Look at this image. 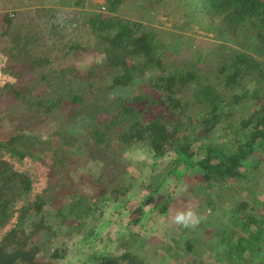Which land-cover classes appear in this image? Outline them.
<instances>
[{
	"label": "trees",
	"instance_id": "trees-1",
	"mask_svg": "<svg viewBox=\"0 0 264 264\" xmlns=\"http://www.w3.org/2000/svg\"><path fill=\"white\" fill-rule=\"evenodd\" d=\"M127 1L93 4L82 22L93 42L69 40L64 46V57L98 55V62L85 67L84 72L69 59L68 65L56 70L40 67L39 55L34 53L26 31L16 36L13 45H6L8 66H15L17 72L0 86V104H25L26 111H12L5 105L0 114L11 120L18 115V127H28L26 116L32 112L45 128L40 132L0 128V229H5L14 207L23 203L15 227L0 235V264H71L69 250L64 245H52L53 241L60 237L70 241L83 233L81 240L70 246L74 255L80 254L81 245L100 233V224L93 225L97 212L102 214L105 207L115 210L118 199L141 175L134 173L118 188H111L112 197H105L104 187L97 195L76 190L71 177L64 186H49L44 195L29 201L30 177L2 160L3 153L18 159L28 157L66 174L82 164L94 165L96 173L88 168L87 178L98 184L105 179L103 172H113L121 165L126 168L119 175L127 177L128 167L137 161L131 163L125 153L141 145L151 150L150 167L154 171L148 175L147 188L151 189L139 196L140 204L129 212L130 222L143 218L145 201L173 178L177 183L193 175L197 181L193 189L205 194L208 206L220 203L225 187H240L253 195L251 203L236 191L228 194L227 205L241 213L242 227L247 222L255 226L259 244L251 250V259L264 264V187L262 174L257 175L264 167V0H175L182 18L177 27L211 35L221 42L220 53L214 57L180 63L172 54L181 36L173 39L166 32L160 33L147 20L125 19L121 14L130 4ZM61 4L81 7L83 1ZM72 13H61L59 23L50 20V29L55 32ZM56 15L52 12L49 17ZM4 20L7 28L12 26L10 17L5 15ZM116 88H126L128 95L111 98L109 94ZM79 119L89 123L83 136L72 128ZM216 130L222 134L213 142L210 137ZM168 156L171 158L165 167L155 170L159 160ZM137 184L143 187L146 182ZM67 197L74 201L64 209ZM250 205L255 208L254 215L251 210L242 211ZM167 209L168 204H163L149 207L146 213L165 214ZM128 233L134 237L129 242L133 247L144 248L145 237L131 230ZM237 236L229 250L240 254L245 248L244 238ZM197 241L188 237L177 248L191 252ZM224 241L228 242L221 237L217 246ZM85 260L95 264H149L145 257L128 249L117 255L93 251ZM221 264L252 263L242 257L236 259L230 250Z\"/></svg>",
	"mask_w": 264,
	"mask_h": 264
},
{
	"label": "rangeland",
	"instance_id": "rangeland-1",
	"mask_svg": "<svg viewBox=\"0 0 264 264\" xmlns=\"http://www.w3.org/2000/svg\"><path fill=\"white\" fill-rule=\"evenodd\" d=\"M63 1L66 2V0H0V68H3V66L5 67L8 79L16 75L17 68L15 66H8L10 60L8 59L9 54L6 45H13V42H16V36L21 35L23 31H26V35L32 38L31 45L34 53L39 55V65L42 68L56 70L62 66L68 65L66 61L69 59L70 61L73 60L74 65L79 68L80 71L84 72L83 69L85 67L98 62L99 57L96 53L82 56L78 55L79 57L76 55L64 57L62 54L66 53V48H64V46L69 43V40L84 44L93 42V38L82 26V22L84 17L87 16V13L90 12L89 10L93 9L92 5L103 4L104 0H82L83 5L81 7H75L69 4L62 5L61 3ZM68 1L70 2V0ZM128 1L130 4L121 14L125 19L131 21L147 20L150 21V25L156 27L160 33L166 32L170 34L173 39L177 35L181 36L176 39L175 44L177 45V49L174 48L175 51L172 54L178 59V63L183 60L189 61L200 57L212 58L220 53L221 42L213 39L211 35L200 32L191 33L189 30L177 27L182 24V18H180V11L175 6V0H157V2L154 0ZM68 11L73 12L72 15L68 16V21H66L64 25H61L55 32L52 31V29H50V20L59 23L61 21L60 14L68 13ZM52 12H56L57 15L50 18L49 15ZM5 15L12 19V26L9 28L5 26ZM23 40L24 39H22V41ZM49 56L53 57L54 61L46 62L45 58H49ZM95 86V83H93L92 87ZM126 95H128L126 88H116L109 94L111 98ZM3 104H0V113L4 112L3 108L6 106L12 109V111L23 113L26 111L25 104H6V101H4ZM16 117H18V115L15 116V119L11 120L6 117L5 114H0V128L8 126L16 128L20 126V122L16 121ZM26 117L28 118L25 123L28 127H18L17 130L20 129L28 132L33 128L40 132L45 128L44 125L39 122L40 119L35 113L31 112V114ZM46 127L48 129L47 133H49V127ZM88 127L89 123L81 121L80 119L77 123L72 125L73 132L82 136L83 131ZM221 134L222 131L216 130L211 135L210 140L218 142ZM151 153V150L143 145L136 146L132 150L127 151L125 157L131 160V163L132 160L137 161V164L134 166L131 164V168L128 167V172L126 173L127 177L119 175L120 171L122 172V170L126 168V166L124 167L121 165L113 172H103L102 176L105 177V179L98 184L95 182L92 183L89 177L87 178V174H89L88 168L93 171H90L91 173H96L94 165L90 167L82 164L77 168H71L68 174H66L59 170H49L47 166L43 164L42 166L41 163L38 164V162L28 157L18 159L9 154L1 153V159L11 164L16 170H22L30 177L33 185L28 196L29 201L37 195H44L45 189L49 186H64L71 177L75 180L74 184L71 185L76 190L80 189L81 192L92 191L97 195L101 188L104 187L107 190L105 197H112L110 194L111 188H118L120 183L126 182L129 177L135 175L134 173L140 172L141 175H138L136 177L137 180L133 181L134 183H132V187L127 194L122 195L121 198L118 199L119 201L117 202L119 205L115 210L105 207L102 214L97 212L98 219L93 225L96 226L100 224V233L97 237H91L86 243L81 245L80 254L74 255L73 248L70 246L72 244L74 245L76 242L78 243L83 233L76 234L70 241L61 237L60 240L53 241L52 245H64L62 247L69 250L71 264H95L92 260H85L86 256L93 251L117 255L126 249L145 257L146 262L149 264H161L162 262L167 264H221L230 254V250L236 259L242 257L249 260L250 263L255 264L251 259V250L254 246L259 244L257 237L255 238V236H257L254 232L255 226L247 222L245 226L242 227V225H240L242 224L240 223L241 213H235L232 211L231 205H227L229 204L228 200H230L228 194L231 193L232 195L236 191L237 196L240 195L243 199L246 201L249 200L251 203L253 195L249 196L247 191L240 189V187L233 186L234 189L225 187L226 191H223L224 197L220 199V203L214 206H208L206 204L205 194H198L193 189L197 183L193 175L186 176L177 183H174L176 180L173 178L172 183L169 182L165 184L156 194L150 196V198L145 201L143 218L138 223L129 221V212L141 202L139 196L141 194H147L151 189L147 188V182L149 181L148 175H151L154 171L150 167L153 162ZM170 158V156L161 158L155 170L163 169L166 161L170 160ZM263 173L264 167L257 175L262 174L260 182L263 183L264 187ZM142 180L146 182V185L137 187V182ZM160 182L161 179L157 180L156 183L159 184ZM209 191H212V189H209ZM67 198H65L62 204L64 209H67V204L74 201V198ZM163 204H168V209L165 214L159 212L157 215H153L156 213L152 212L150 214L146 213L149 207L157 208ZM21 205H23V203L19 202L16 208L14 207L13 216H15L16 212L19 213ZM186 206L195 208L202 217L201 223L194 230L186 229L171 223V216L174 214L175 210L185 208ZM242 209L243 212L251 210V215H254L256 212L255 208H252L251 205L244 206ZM112 212L114 213L112 214ZM18 213L16 215H18ZM128 230L146 238L144 248L139 250L133 247V244L129 243L132 242V238L134 237L128 233ZM2 232V229H0V235ZM239 234L244 238V243L246 244L245 245L241 241L245 248L240 254L233 249L229 250V246L233 248V245L236 243V238L238 237L237 235ZM188 237L192 241L198 238L197 244L195 245L196 249L191 252H187L185 249H178L177 246L179 247L182 245ZM221 237L228 242L226 243L224 241L217 246ZM121 238L125 241L124 245ZM58 264L65 263L61 262Z\"/></svg>",
	"mask_w": 264,
	"mask_h": 264
},
{
	"label": "clouds",
	"instance_id": "clouds-1",
	"mask_svg": "<svg viewBox=\"0 0 264 264\" xmlns=\"http://www.w3.org/2000/svg\"><path fill=\"white\" fill-rule=\"evenodd\" d=\"M201 220V215L192 206H186L185 208L177 209L171 216L172 224L191 230L196 229L201 223Z\"/></svg>",
	"mask_w": 264,
	"mask_h": 264
},
{
	"label": "built area",
	"instance_id": "built-area-1",
	"mask_svg": "<svg viewBox=\"0 0 264 264\" xmlns=\"http://www.w3.org/2000/svg\"><path fill=\"white\" fill-rule=\"evenodd\" d=\"M6 69H5V67L3 66V68H0V86L5 82V81H7V80H9L8 78H7V75L8 74H6ZM13 161H15V160H13ZM15 162H17V161H15ZM17 163H19V162H17ZM9 164V163H8ZM15 171H17V172H21V173H24L22 170H16L15 169V167H13L11 164H9ZM31 184L33 185V182L31 181ZM43 191H44V189H43ZM42 193V192H41ZM16 208V207H15ZM18 212H16V214H17ZM15 214V216H13L12 215V217L10 218V220H9V222H8V224L6 225V227H5V229H7V228H13V227H15V225H16V223L18 222V215H19V213H18V215H16ZM5 229H3L2 231H4Z\"/></svg>",
	"mask_w": 264,
	"mask_h": 264
}]
</instances>
